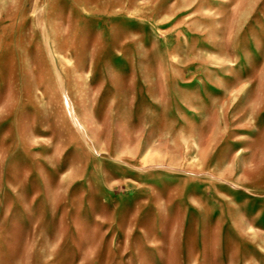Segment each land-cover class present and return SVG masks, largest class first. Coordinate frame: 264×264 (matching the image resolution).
Wrapping results in <instances>:
<instances>
[{
    "label": "rangeland",
    "instance_id": "374dc122",
    "mask_svg": "<svg viewBox=\"0 0 264 264\" xmlns=\"http://www.w3.org/2000/svg\"><path fill=\"white\" fill-rule=\"evenodd\" d=\"M0 264H264V0H0Z\"/></svg>",
    "mask_w": 264,
    "mask_h": 264
}]
</instances>
